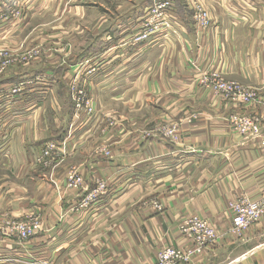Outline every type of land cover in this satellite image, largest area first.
<instances>
[{
  "label": "crops",
  "instance_id": "obj_1",
  "mask_svg": "<svg viewBox=\"0 0 264 264\" xmlns=\"http://www.w3.org/2000/svg\"><path fill=\"white\" fill-rule=\"evenodd\" d=\"M154 1H104L118 10L107 22L74 0L92 21L90 41L76 43L70 59L60 53L56 65L0 80V222L40 213L42 225L23 243L0 235V264H152L168 246H189L179 226L192 215L220 238L189 264H264V218L235 239L226 215L232 201L258 199L264 186V123L261 137L245 138L229 117L262 107L202 88L195 71H218L264 100V2L172 0L178 35L137 43ZM13 3L0 0V7ZM196 5L209 13L210 29L196 26ZM20 24L9 38L25 33ZM72 76L96 102L81 121L71 106ZM14 84L19 92L5 96ZM162 124L178 125L174 141L162 137ZM51 141L64 155L43 171L36 159ZM72 169L84 179L82 190L67 187ZM98 182L105 193L82 208Z\"/></svg>",
  "mask_w": 264,
  "mask_h": 264
},
{
  "label": "built area",
  "instance_id": "obj_2",
  "mask_svg": "<svg viewBox=\"0 0 264 264\" xmlns=\"http://www.w3.org/2000/svg\"><path fill=\"white\" fill-rule=\"evenodd\" d=\"M256 1L264 2V0ZM173 7L172 0L154 1L145 16L144 31L135 38V42H147L152 37L168 31L178 35L179 31L172 22L171 13ZM194 20L196 26L203 30H208L211 27L210 15L200 5L194 7ZM195 71L197 73L196 82L202 88L209 89L237 105L261 106L262 109L259 114H232L229 117V123L236 133L245 138L255 139L262 136L264 100L258 96L256 91L247 89L236 82L226 80L218 71L203 72L199 68H196ZM78 87V84L74 87L76 110L79 111L85 108L88 111L85 116L90 117L95 111L89 106V102H86V92L79 90ZM169 129L164 131L163 136L174 141L178 128L174 126ZM262 144L264 145V140ZM104 154L108 157L110 156L109 151H105ZM62 155H64V149H62L60 143L51 141L45 144L36 159V163L45 167H52L61 159ZM83 186L84 179L82 175L76 169H72L67 176V187L82 190ZM106 188L105 183L98 182L96 190L83 199L81 207H87L90 203L98 201L105 193ZM154 207L159 212L165 210L161 203H155ZM228 209L231 214L230 234L235 239H240L249 229L259 224L264 218V186L258 199L243 196L232 201ZM36 215L30 213L25 216L23 221L5 220L0 222V235L16 238L23 242L31 240L42 231L40 217L38 218ZM179 231L190 243L189 246L186 248L168 246L159 253L156 261L152 264H189L197 256L202 255L206 248L215 245L220 238L215 226L197 215L184 219L179 226Z\"/></svg>",
  "mask_w": 264,
  "mask_h": 264
},
{
  "label": "rangeland",
  "instance_id": "obj_3",
  "mask_svg": "<svg viewBox=\"0 0 264 264\" xmlns=\"http://www.w3.org/2000/svg\"><path fill=\"white\" fill-rule=\"evenodd\" d=\"M10 1H14V3L12 5H6L7 7H0L1 81L8 78V75L10 74L15 75L25 71L33 72L36 70L38 71L41 68H45V66L50 67L52 65H56V62L53 63V60L59 56L62 59V55H60V53L63 54L64 58L70 59L73 53H76V46L80 42L82 43L86 41V43H88L92 38V21L89 22L86 13L85 15H81L80 13L75 11V9L73 8V6L75 5V2H73L74 0H38V4L43 6L42 11H40V8L36 9L35 11L34 9H32V6L28 7L29 0L26 1V7L23 6L24 0ZM80 1L81 0H78V3ZM104 1L108 3L111 2V0H84V3L87 4L85 5L83 10L85 12L87 11L88 13L91 12V16L106 18L107 22H110L111 16L114 17L117 14L118 10L115 7L108 8L111 6L106 5ZM92 3H97L96 7L95 4ZM74 21H76V23ZM19 24L24 25L25 33L17 38H9L10 34L13 33V31L16 29L15 26H18ZM63 38L67 40L64 41ZM84 61L85 64L91 63L90 59H84ZM97 72L98 71H94L92 72V74ZM70 79L72 80L69 88V95L72 103L71 106H73V111H75L76 113V119L78 121H81L83 116H85V113H87L88 111L85 108L79 111L76 110L74 101V87L77 86L78 82L74 80L75 76ZM21 83L24 84L25 81L23 80ZM15 85L16 84L11 86V92H6L5 96H14V94H17V92H19V85ZM78 86L79 90L86 92V102H89V106L95 111L96 102L90 95L89 91L87 92V88L82 87V85ZM255 91L258 96L261 97V94H259V90L255 89ZM48 113V116L50 118L51 111L48 110ZM174 125L170 126L168 124H162L157 128H160L163 138L168 141H173L168 137H164L163 133L165 130H170L169 128L174 127ZM150 131L151 129L146 130L143 133H149ZM39 155L40 154H38V157ZM36 166L42 168L43 171H49L55 167H45L41 164H38ZM18 176L20 177V173L17 174V177ZM95 190L96 189H94L93 191ZM226 212V215L230 217V212H228V210H226ZM36 216L39 218L40 213H38ZM12 221H23V219ZM19 242L23 243V241L20 240Z\"/></svg>",
  "mask_w": 264,
  "mask_h": 264
}]
</instances>
